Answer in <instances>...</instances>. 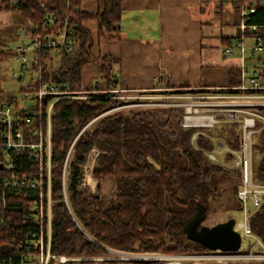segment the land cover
I'll return each mask as SVG.
<instances>
[{"label":"trees","instance_id":"obj_1","mask_svg":"<svg viewBox=\"0 0 264 264\" xmlns=\"http://www.w3.org/2000/svg\"><path fill=\"white\" fill-rule=\"evenodd\" d=\"M243 3L244 0L239 2L240 12ZM254 7L247 23L262 26L264 6L255 4ZM0 11L15 13L31 45L35 42L42 45L33 51V61L26 71L36 80L32 78L20 92L35 93L45 83L68 87L71 93L80 92L82 70L89 63L98 65L100 79L108 84L106 94L63 99L52 107L53 252L84 259L76 264H159L110 261L107 260L109 251L130 254L208 252L189 240L184 224L196 214L198 204L204 205L208 213L214 201L225 193L223 185L232 193L223 204L224 211L240 212L237 193L241 174L210 161L206 153L214 151L218 143L238 149L241 125L222 124L225 134L223 131L219 135L221 140L215 142L210 134L202 133V129L181 125L183 108L157 107L130 111L128 115L118 112L104 116L88 130L86 127L94 119L124 103L116 99L120 95L116 92L117 78L113 74L116 60L110 56H94V38L84 23L90 20L98 23L99 40L119 38L122 0H98L95 13L81 10L80 0H0ZM65 26L71 48L57 46L53 53L51 38ZM55 61L57 66L52 67ZM241 73L238 68L229 71V87L241 85ZM155 89L158 95L169 96L231 91L191 90L189 86H173L164 77L159 78ZM7 96L17 99L15 94ZM52 100L53 96H47L40 104V116L35 121L40 131L46 130L47 109ZM36 106L38 109L39 105ZM259 111L264 115V109ZM257 124L259 132L253 138L254 172L255 179L264 183V123L258 121ZM1 131L0 127V202L5 172ZM94 150L98 153L93 170L99 183L96 195L83 187L84 166ZM232 159L230 154L225 157L226 161ZM22 161L25 162V158ZM106 179L115 184V195L108 199L100 194ZM8 202L14 208H10V220L2 233L6 243L11 242L22 226L19 208L26 200L10 196ZM232 218L235 219L229 216L226 221ZM250 226L264 244V202L252 215ZM11 258L16 256L11 255Z\"/></svg>","mask_w":264,"mask_h":264},{"label":"built area","instance_id":"obj_2","mask_svg":"<svg viewBox=\"0 0 264 264\" xmlns=\"http://www.w3.org/2000/svg\"><path fill=\"white\" fill-rule=\"evenodd\" d=\"M255 4L254 0H244L240 12L241 37L236 40V43L243 60L241 85L229 88L231 91L226 93L189 94L190 97H186V94L171 95L192 102L187 110L183 108L184 114L180 117L183 127L214 128L219 123V118L216 119L219 114L211 113V116L202 114L201 112L205 110L202 108L205 105L222 106L221 116L226 117L232 123L241 125L238 149L223 147L218 143L214 151L206 153L210 161L220 164L228 171H237L241 174V186L237 193L241 204V220H236L235 223V230L242 238L241 247L235 252L209 250L188 254H136L138 261L158 262L159 264H264V244L253 233L250 226L252 215L264 202V183L255 179L253 163V138L259 132L257 122L264 123V115L259 111L264 109V25L247 23L248 14L254 12ZM24 33L25 28L22 27L19 34ZM247 39L253 41V45L249 48L245 45ZM51 42L53 53L57 46L71 48L66 26L54 38H51ZM41 46V42H35L31 46H21L14 52V59L22 64L23 75L26 74L28 64L33 61V58H28L27 52H33ZM248 49L250 54L257 58L251 70H248L249 67L245 64ZM234 50V48H228L226 55L232 56ZM202 94L209 98H205ZM88 95L82 91L71 93L68 87L45 83L35 93L24 92L25 104L27 105L28 100H34L35 103L31 108H25L20 106L18 96L15 100L0 94L1 142L5 158L2 165L5 172L2 178L0 202V264H76L84 260L57 255L53 252L51 117L52 107L56 102L63 99H85ZM47 96H53V100L47 109L46 130L40 131V125L35 121L40 116V104ZM205 99L212 101L209 102L212 104L204 103ZM36 104L39 105L38 109ZM176 105L181 106L180 103ZM185 118H193L201 122L200 124L186 123ZM193 139H196V135ZM227 154L233 158L231 161L225 160ZM24 158L25 162L22 161ZM10 196L24 198L26 202H23L19 208L22 215V226L11 242L6 243L3 241L2 233L10 220L8 218L10 208H14L9 205ZM65 201L67 202L66 198ZM249 203L252 205V210H249ZM116 253L121 256L130 254ZM11 255L16 258H11ZM6 256L7 259L4 258ZM121 260L131 261L123 257Z\"/></svg>","mask_w":264,"mask_h":264},{"label":"crops","instance_id":"obj_3","mask_svg":"<svg viewBox=\"0 0 264 264\" xmlns=\"http://www.w3.org/2000/svg\"><path fill=\"white\" fill-rule=\"evenodd\" d=\"M80 7L85 12L95 13L98 0H80ZM122 9L121 34L117 39L99 40L98 23L93 20L84 23L94 38V56H110L116 60L113 68L117 78L116 92H155L161 77L173 86H189L191 90L222 91L231 88L229 71L232 68L241 70L243 65L236 43L241 37L238 1L122 0ZM18 22L19 17L15 13L0 11V94L3 95L15 94L9 90L10 77L4 62L14 59L16 49L32 44L30 41L14 47L9 45L15 43L14 39L26 36L18 34L21 29ZM245 45L249 48L253 41L247 39ZM228 48L235 49L232 56L226 55ZM245 60L248 70H251L257 58L248 49ZM19 63L20 80H23L30 73L23 75L22 64ZM100 76L97 64L85 65L82 92L93 95L109 92L108 84Z\"/></svg>","mask_w":264,"mask_h":264},{"label":"rangeland","instance_id":"obj_4","mask_svg":"<svg viewBox=\"0 0 264 264\" xmlns=\"http://www.w3.org/2000/svg\"><path fill=\"white\" fill-rule=\"evenodd\" d=\"M256 4L262 5V4H264V0H259V2H257ZM18 24H19V22H18ZM14 40H15L14 41L15 43L9 44L11 47L20 45V44H22V42H25L26 44L30 43V38H26V36H23L20 39L16 38ZM12 50H14V48H12ZM11 56H13V54ZM27 56H28V58H32L33 52L28 51ZM51 66L56 67L57 62L55 61V63ZM29 67H30V64H28V68ZM4 68L7 71L8 76L10 77V79L8 80L9 90L14 92L15 95L18 96L20 106L25 107V108H31L32 106H34V104H35L34 100H28L27 105L25 104L24 93L20 92V89H21V86L22 87L27 86L29 81L32 78L34 80H36V77L32 76L31 74L30 75L26 74L24 76V79L20 80V78H21V76H20L21 75L20 74L21 66H20V63L14 59H10L8 62H4ZM14 73H16L18 76L16 77L14 75ZM197 90H199V91H206L207 90L208 91V89H205V88H199ZM157 92H159V91L157 90ZM157 92H155L152 95L150 93H139V94L120 93L119 97H116V99L123 102L124 104L122 106H118L117 108L112 109L110 111H107L106 113L100 115L99 117L94 119L86 127V129L92 130L96 126V124L98 123L99 119L103 118L104 116L116 114L118 112H124V114L128 115V112H130V111L136 112V111H140V110H150V109L157 108V107H174V106L177 107L178 106V105H176L177 103L181 104V106H178L179 108L181 107V108H184L185 110H187V108L190 107L192 104V102L188 99L180 98L177 96L158 95ZM202 95L205 98H209L205 94H202ZM185 96L190 97L189 94H186ZM205 100L206 101L204 103L207 102L206 104H212V103H209V102H212L209 99H205ZM240 101H243V100H240ZM214 103H221V102H214ZM203 109H205V110H203ZM202 110H203L201 112L202 114H208L209 116H211V113L219 114L217 117L215 116L216 119L219 118V123L216 124L214 128L202 129L203 130L202 133L207 134V135L210 134L209 136L215 142L221 140L219 135L223 134V131H224L222 124H236V123H232L231 121H229L226 117L221 116V114H223L222 106L205 105V106H203ZM224 134H225V131H224ZM220 145L223 147H228V146H224L221 143H220ZM219 149H220V147H219ZM97 156H98V153L96 150H94L91 153V155L89 156L88 162L84 166L85 175H84V179H83V182H84L83 187L87 188V190H89L91 192V194H93V195L98 194V186H99L98 181L93 176L95 159L97 158ZM223 188L225 189V193L223 194V196L220 199L214 201L211 209L207 213V218L203 222V225L212 227L218 223L225 222L229 216H233L235 218V220H237V221L241 220L240 212H237L234 210H232L230 212L224 211V207H223L224 205L223 204L226 203L227 199L229 198L228 196L232 197V193L230 190L227 189V187L225 185H223ZM100 194L106 199L113 197L115 195V184H114V182L109 180V179L104 180L102 182ZM248 205H249V210H252L251 203H249ZM121 257H123L124 259H127V260H131V261H138L136 254H128L127 256H121L114 251H109V257L107 260L122 261Z\"/></svg>","mask_w":264,"mask_h":264},{"label":"water","instance_id":"obj_5","mask_svg":"<svg viewBox=\"0 0 264 264\" xmlns=\"http://www.w3.org/2000/svg\"><path fill=\"white\" fill-rule=\"evenodd\" d=\"M206 218L207 208L198 204L196 214L184 224L185 233L190 241L210 251L235 252L240 249L242 238L235 230V219L232 218L209 227L202 225Z\"/></svg>","mask_w":264,"mask_h":264},{"label":"bare ground","instance_id":"obj_6","mask_svg":"<svg viewBox=\"0 0 264 264\" xmlns=\"http://www.w3.org/2000/svg\"><path fill=\"white\" fill-rule=\"evenodd\" d=\"M184 121L186 123L200 124L201 121L193 119V118H185Z\"/></svg>","mask_w":264,"mask_h":264},{"label":"flooded vegetation","instance_id":"obj_7","mask_svg":"<svg viewBox=\"0 0 264 264\" xmlns=\"http://www.w3.org/2000/svg\"><path fill=\"white\" fill-rule=\"evenodd\" d=\"M202 225H203V223H202Z\"/></svg>","mask_w":264,"mask_h":264}]
</instances>
